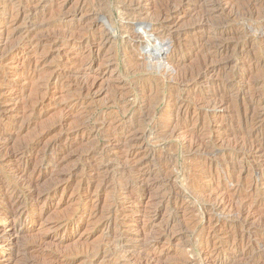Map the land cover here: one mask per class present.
I'll use <instances>...</instances> for the list:
<instances>
[{"label":"rangeland","instance_id":"1","mask_svg":"<svg viewBox=\"0 0 264 264\" xmlns=\"http://www.w3.org/2000/svg\"><path fill=\"white\" fill-rule=\"evenodd\" d=\"M225 1L0 0V264H264V0Z\"/></svg>","mask_w":264,"mask_h":264},{"label":"bare ground","instance_id":"2","mask_svg":"<svg viewBox=\"0 0 264 264\" xmlns=\"http://www.w3.org/2000/svg\"><path fill=\"white\" fill-rule=\"evenodd\" d=\"M101 1V0H100ZM129 1V0H128ZM136 1V0H135ZM143 1H145L146 2V0H141V2H136V3H134L133 4V6H132V10L131 11H129L128 10V12L126 11V13L125 14H127V16H135L137 13H139V14H141L140 12H143V10H144V6L145 5H143V4H145ZM148 1V0H147ZM219 1V0H218ZM225 1V0H224ZM228 1V0H227ZM240 1V3H242V0H239ZM251 1V0H250ZM254 1V0H253ZM89 2V1H88ZM97 2V1H96ZM119 2V1H118ZM226 2V1H225ZM243 2H244V0H243ZM259 2V1H258ZM260 2H262V1H260ZM248 3V2H247ZM98 4H99V2H98ZM103 4V3H102ZM226 4V3H225ZM235 4V3H234ZM250 4H251V2H250ZM84 5V4H83ZM224 5V4H223ZM228 5V4H227ZM230 5V4H229ZM254 5V4H253ZM252 5V6H253ZM258 5V4H257ZM259 5H261V4H259ZM23 6V5H22ZM40 6V5H39ZM86 6V5H85ZM97 6V5H96ZM131 6V5H130ZM166 6V5H165ZM224 6H226V5H224ZM231 6V5H230ZM232 6H234V5H232ZM244 6V5H243ZM163 7V6H162ZM161 7V8H162ZM236 7V6H235ZM247 7V6H246ZM254 7V6H253ZM35 8V7H34ZM157 8V7H156ZM168 8V7H167ZM101 9V8H100ZM163 9V8H162ZM211 9V8H210ZM225 9V8H224ZM241 9V8H240ZM243 9V8H242ZM245 9V8H244ZM165 11H166V9H164ZM205 10V9H204ZM29 11V10H28ZM81 11V10H80ZM121 11V10H120ZM123 11H124V9H123ZM76 12V11H75ZM122 12V11H121ZM24 13V12H23ZM64 13V12H63ZM83 13V12H82ZM87 13V12H86ZM124 13V12H123ZM75 14V13H74ZM249 14V13H248ZM57 15V14H56ZM142 15V14H141ZM62 16V15H61ZM64 16V15H63ZM167 16V15H166ZM208 16V15H207ZM211 16V15H210ZM77 17V16H76ZM86 17V16H85ZM129 17V18H130ZM136 18H138V16L136 15L135 16ZM156 17V16H155ZM161 17V16H160ZM163 17V16H162ZM205 17V16H204ZM61 18V17H60ZM158 18V17H157ZM202 18V17H201ZM226 18V17H225ZM125 19V18H124ZM145 19V18H144ZM160 19V18H159ZM87 20V19H86ZM134 20V19H133ZM138 20H140V18L139 19H137V21ZM147 20V19H146ZM154 20H156V19H154ZM132 22H134V21H132ZM149 22H150V20H149ZM18 24V23H17ZM127 25V24H126ZM135 25V24H134ZM147 25V24H146ZM148 25H149V23H148ZM147 25V26H148ZM173 25V24H172ZM142 26H144L145 27V25H142ZM66 27V26H65ZM30 28V27H29ZM68 28V27H67ZM160 28V27H159ZM263 28V27H262ZM111 29V28H110ZM153 29V28H152ZM63 30V29H62ZM73 30H76V29H73ZM263 30V29H262ZM21 31V30H20ZM108 31H110V30H108ZM154 31V30H153ZM78 32V31H77ZM106 32V31H105ZM147 32L148 31H145L144 33H145V35H146V38L148 39V41H150V38L152 37V35L153 34H155V33H153L152 35L150 34V36H147ZM151 32V31H150ZM262 32V31H261ZM128 33H130V32H128ZM136 33V32H135ZM167 33V32H166ZM95 34V33H94ZM97 34V33H96ZM131 34V33H130ZM134 34V33H133ZM21 35V34H20ZM99 35V34H98ZM108 35V34H107ZM106 35V36H107ZM143 34H140V35H136L135 36V40H134V43H132V44H134V45H137L136 44V42H141V38L143 37L142 36ZM156 35V34H155ZM229 35V34H228ZM111 36V35H110ZM52 37V36H51ZM99 37V36H98ZM132 37H134V36H132ZM107 38H108V36H107ZM112 38V37H111ZM153 38V37H152ZM52 39V38H51ZM54 39V38H53ZM142 39H144V38H142ZM40 40V39H39ZM145 41H147V40H145ZM147 41V42H148ZM253 41V40H252ZM23 42H25V41H23ZM96 42V41H95ZM130 42H132V41H130ZM154 41H152V43H153ZM217 42V41H216ZM12 43V42H11ZM26 43V42H25ZM50 43V42H49ZM107 43V42H106ZM142 43V42H141ZM148 43H150V42H148ZM221 43V42H220ZM131 44V43H130ZM139 44V43H138ZM151 44V43H150ZM149 44V45H150ZM176 44V43H175ZM208 44V43H207ZM213 44V43H212ZM126 45V44H125ZM148 45V44H147ZM209 45V44H208ZM216 45V44H215ZM218 45H219V43H218ZM7 46V45H6ZM153 46V45H152ZM89 47V46H88ZM95 47V46H94ZM126 47V46H125ZM138 47V46H137ZM225 47V46H224ZM165 49V48H164ZM209 49V48H208ZM14 50V49H13ZM102 50V49H101ZM15 51V50H14ZM225 51V50H224ZM230 54V53H229ZM208 55V54H207ZM220 55V54H219ZM167 56V55H166ZM255 56V55H254ZM257 56V55H256ZM211 57V56H210ZM213 58V57H212ZM226 58V57H225ZM170 59V58H169ZM224 59V58H223ZM256 59H257V57H256ZM204 60H205V58H204ZM209 60V59H208ZM226 60V59H225ZM202 61V60H201ZM229 61V60H228ZM205 62V61H204ZM209 62V61H208ZM89 63V62H88ZM159 63V62H158ZM157 63V64H158ZM207 63V62H206ZM210 63H211V61H210ZM161 64V63H160ZM171 64V63H170ZM200 64V63H199ZM202 64H203V62H202ZM228 64V63H227ZM87 65V64H86ZM155 65H156V63H155ZM168 66V65H167ZM205 66H206V64H205ZM90 67V66H89ZM162 67V66H161ZM202 67V66H201ZM168 68V67H167ZM166 69V68H165ZM189 69V68H188ZM200 69V68H199ZM211 69V68H210ZM198 70V69H197ZM202 70V69H201ZM207 70H208V68H207ZM194 71V70H193ZM205 71V70H204ZM199 72V71H198ZM207 72V71H206ZM165 73V72H164ZM170 73V72H169ZM183 73H184V71H183ZM182 73V74H183ZM190 73H192V71L190 72ZM181 74V73H180ZM182 74L180 75V78L181 79H184V78H182L181 76H182ZM208 74V73H207ZM178 75V74H177ZM184 75V74H183ZM186 75V74H185ZM201 75V74H200ZM203 75V74H202ZM188 76H190V75H188ZM231 76V75H230ZM237 76V75H236ZM55 77V76H54ZM53 77V78H54ZM184 77V76H183ZM187 77V76H186ZM177 78H178V76H177ZM189 78V77H188ZM205 78V77H204ZM55 80V79H54ZM228 80V79H227ZM184 81H185V79H184ZM183 81V82H184ZM187 82H188V80H186ZM77 82H78V80H77ZM80 82V81H79ZM83 82V81H82ZM180 82H181V80H180ZM237 82V81H236ZM261 82V81H260ZM84 83V82H83ZM90 83V82H89ZM93 83V82H92ZM91 83V84H92ZM186 83V82H185ZM196 83V82H195ZM233 83V82H232ZM235 83V82H234ZM42 84V83H41ZM40 84V85H41ZM85 84V83H84ZM237 84V83H236ZM255 84V83H254ZM83 85V84H82ZM258 85V84H257ZM44 86V85H43ZM74 86V85H73ZM76 86V85H75ZM93 86V85H92ZM234 86H236V85H234ZM234 86H232V87H234ZM238 86V85H237ZM236 86V87H237ZM79 87V86H78ZM84 87V86H83ZM85 87H86V84H85ZM235 88V87H234ZM75 89V88H74ZM231 89V88H230ZM233 89V88H232ZM238 89V88H237ZM86 90V89H85ZM89 90V89H88ZM236 90V89H235ZM78 91V90H77ZM93 91V90H92ZM159 91V90H158ZM228 91V90H227ZM86 92V91H85ZM83 93V92H82ZM88 93V92H87ZM92 93V92H91ZM162 93V92H161ZM227 93V92H226ZM225 93H223V95H224ZM160 95V94H159ZM219 95V94H218ZM228 95V94H227ZM232 95V94H231ZM166 96V95H165ZM254 96V95H253ZM162 97V96H161ZM164 97V96H163ZM216 97V96H215ZM221 97V96H220ZM225 97H226V95H225ZM231 97V96H230ZM208 98V97H207ZM158 99V98H157ZM180 99V98H179ZM214 100L216 99V98H213ZM228 99V98H227ZM226 99V100H227ZM259 99V98H258ZM166 100V99H165ZM206 100V99H205ZM209 100V99H208ZM207 100V101H208ZM211 100V99H210ZM209 100V101H210ZM217 100V99H216ZM223 100V99H222ZM222 100H221V102H222ZM211 101H213V100H211ZM218 101H220V100H218ZM224 101H225V99H224ZM78 102V101H77ZM177 102V101H176ZM171 103V102H170ZM250 104V103H249ZM170 106V105H169ZM174 107V106H173ZM249 108V107H248ZM262 111V110H261ZM256 114V113H255ZM251 115V114H250ZM176 116V115H175ZM262 116V115H261ZM253 117V116H252ZM253 121V120H252ZM258 124V123H257ZM256 126V125H255ZM157 131V130H156ZM173 131V130H172ZM175 131V130H174ZM76 133V132H75ZM127 133V132H126ZM136 133H137V131H136ZM141 134V133H140ZM139 134V135H140ZM144 134V133H143ZM146 134V133H145ZM153 135V134H152ZM144 136V135H143ZM162 137V136H161ZM196 138V137H195ZM137 140V139H136ZM194 140V139H193ZM200 140V139H199ZM64 141V140H63ZM126 141V140H125ZM126 142H128V141H126ZM198 142V141H197ZM200 142V141H199ZM132 143V142H131ZM135 143V142H134ZM192 143V142H191ZM201 143H202V141H201ZM248 143V142H247ZM259 143V142H258ZM19 145V144H18ZM127 145V144H126ZM143 145V144H142ZM192 145V144H191ZM194 145V144H193ZM202 145V144H201ZM259 145V144H258ZM145 146H146V144H145ZM200 145L198 144V146L197 147H199ZM260 146V145H259ZM190 148H191V146H189ZM192 147H194V146H192ZM137 148V147H136ZM139 148V147H138ZM200 148V147H199ZM198 148V149H199ZM206 148V147H205ZM204 148V149H205ZM257 148H259V147H257ZM203 149V150H204ZM132 150V149H131ZM139 150H140V148H139ZM143 150V149H142ZM193 150V149H192ZM195 150V149H194ZM202 150V149H201ZM200 150V151H201ZM210 150V149H209ZM145 151V150H144ZM206 151V150H205ZM208 151V150H207ZM99 152V151H98ZM198 152V151H197ZM143 152H141V154H142ZM201 153H203V152H201ZM130 154V153H129ZM133 155V154H132ZM46 156V155H45ZM47 157V156H46ZM131 157V156H130ZM49 159V158H48ZM30 162V161H29ZM41 164V163H40ZM18 171V170H17ZM21 171H23V170H21ZM34 172V171H33ZM36 172V171H35ZM22 174H24V173H22ZM37 174V173H36ZM25 175V174H24ZM18 176H19V172H18ZM28 177V176H27ZM26 178V177H25ZM19 179V178H18ZM28 180V179H27ZM39 180V179H38ZM24 181H26V180H23V182ZM22 182V181H21ZM31 183V182H30ZM29 183V184H30ZM34 183V182H33ZM37 183V182H36ZM32 184V183H31ZM35 184V183H34ZM33 186V185H32ZM5 189V188H4ZM3 189V190H4ZM10 189V188H9ZM8 189V190H9ZM27 189V188H26ZM37 189V188H36ZM1 191V190H0ZM7 191V190H6ZM24 191V190H23ZM5 192V191H4ZM36 192V191H35ZM19 193V192H18ZM2 194V193H1ZM33 194H34V192H33ZM4 195H6V194H4ZM32 195V194H31ZM25 196V195H24ZM34 196V195H33ZM17 197H18V195H17ZM16 197V198H17ZM15 199V198H14ZM20 200V199H19ZM13 201V200H12ZM218 201V200H217ZM17 202V201H16ZM21 202V201H20ZM10 203V202H9ZM218 205V204H217ZM220 205V204H219ZM222 206V205H221ZM219 207V206H218ZM223 207V206H222ZM214 208V207H213ZM217 208V207H216ZM215 208V209H216ZM220 208V207H219ZM239 210V209H238ZM216 211V210H215ZM242 213V212H241ZM243 215V214H242ZM245 215V214H244ZM237 216V215H236ZM241 216V215H240ZM248 216V215H247ZM239 217V216H238ZM237 217V218H238ZM242 217V216H241ZM246 217V216H245ZM245 219V218H244ZM248 220V219H247ZM249 221V220H248ZM243 223H244V221H242ZM246 225V224H245ZM10 228H11V226H9ZM246 227V226H245ZM13 228V227H12ZM9 230V229H8ZM2 231V230H1ZM16 231V230H15ZM4 232V231H3ZM12 233V232H11ZM247 234V233H246ZM5 235V234H4ZM10 236H13V235H10ZM16 237V236H15ZM4 238V237H3ZM247 253V252H246ZM246 255V254H245ZM5 261V260H4Z\"/></svg>","mask_w":264,"mask_h":264}]
</instances>
